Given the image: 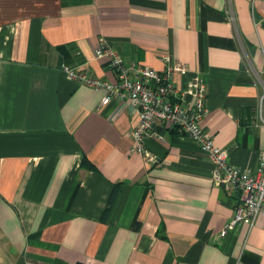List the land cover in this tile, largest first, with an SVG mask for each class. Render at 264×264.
<instances>
[{
    "label": "crops",
    "instance_id": "crops-1",
    "mask_svg": "<svg viewBox=\"0 0 264 264\" xmlns=\"http://www.w3.org/2000/svg\"><path fill=\"white\" fill-rule=\"evenodd\" d=\"M102 41L125 64H183L181 88L201 78L204 131L258 166L264 0H0V264H264V215L230 226L242 192L195 142L158 128L154 160L134 154V106L67 78L115 82Z\"/></svg>",
    "mask_w": 264,
    "mask_h": 264
},
{
    "label": "built area",
    "instance_id": "built-area-1",
    "mask_svg": "<svg viewBox=\"0 0 264 264\" xmlns=\"http://www.w3.org/2000/svg\"><path fill=\"white\" fill-rule=\"evenodd\" d=\"M94 57L105 60L114 70L115 82L91 77L69 65H63L62 71L70 80L102 90V106L112 101L134 106L138 122L131 131L132 153L153 161L146 148L147 138L156 135L158 128L175 130L195 142L213 162L211 178L215 185L241 190L242 201L230 226L242 221L253 224L264 215V151L259 154L255 170H244L228 162V152L216 147L202 127L207 109L206 86L201 78L196 77L181 88L177 77L187 72L183 64L167 59V67L162 71L133 62L125 64L114 48L103 41L95 48Z\"/></svg>",
    "mask_w": 264,
    "mask_h": 264
},
{
    "label": "trees",
    "instance_id": "trees-1",
    "mask_svg": "<svg viewBox=\"0 0 264 264\" xmlns=\"http://www.w3.org/2000/svg\"><path fill=\"white\" fill-rule=\"evenodd\" d=\"M171 132H176V133L179 134V135H183V134L178 133V132L175 131V130H171ZM83 166H85L86 168H90V169H93V168H94V166H93L90 162H88L87 160H84V162H83ZM118 188H119V185H115V186H114L113 191H112V193H111V195H110V198H109V200H108V203H107V205H106V208H105V210H104V216H106L107 213L109 212V209H110V207H111L112 204H113V201H114V198H115V195H116V191L118 190Z\"/></svg>",
    "mask_w": 264,
    "mask_h": 264
}]
</instances>
